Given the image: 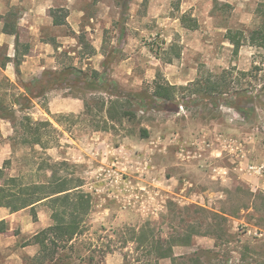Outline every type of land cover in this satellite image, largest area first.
Returning <instances> with one entry per match:
<instances>
[{
    "label": "rangeland",
    "instance_id": "rangeland-1",
    "mask_svg": "<svg viewBox=\"0 0 264 264\" xmlns=\"http://www.w3.org/2000/svg\"><path fill=\"white\" fill-rule=\"evenodd\" d=\"M103 2L109 8L112 0ZM167 3L171 10L160 15L179 20L182 15L175 9H179L180 0ZM198 3L200 6L184 13L196 22V30L183 29L179 21L168 22V27H157L153 21L135 24L138 31L130 30L139 37L125 47V53L116 40L120 28L114 21L115 10L104 7L101 11L112 24L103 30L100 55L108 54V67H117L116 79H104L108 93L122 98L119 105L127 114L122 121L117 106L112 110L115 121L106 122V109L98 105L100 98H108L102 95L106 88L97 85L102 93L90 95L93 87L88 81L84 86L81 77L69 78L29 103L21 99L23 93L0 79V112L15 113L16 117L11 137L0 139V145L9 146L10 153L5 175L44 182L57 171L80 180L81 190L91 199L85 231L59 252L64 258L59 264H81V256H93V264H149L152 257L147 256V248L137 249L131 241L132 231L137 233L144 226V234L155 240L198 234L188 247H176L173 253L177 257L197 253L199 264H264V174L257 176L248 170L262 167L264 171V112L250 105L237 111L230 99L247 82L257 86L253 93L260 95L264 50L241 40L243 45L235 53L225 39L227 30L240 32L246 39L254 31H264V0ZM119 5L123 14L120 21L126 20L128 0H121ZM145 6L146 2L142 3L136 15L142 14ZM87 12L92 16L94 9L90 7ZM84 32L78 51L74 50L71 57L60 55L59 63L63 69L87 65L84 73L90 75L93 66L89 65L97 66L102 59L88 63L95 53L90 49L93 41ZM172 46L175 49L170 51ZM125 56L134 58L127 67L131 75H120L124 71L118 66ZM169 59L172 62L167 64ZM253 66L260 68L253 78L239 75ZM226 71L230 95L215 96L207 102L191 95L195 89L191 83L198 77L212 75L222 82L220 77ZM156 79L176 87L173 102L150 103L135 98L149 96ZM74 83L86 94L65 87ZM40 91L41 87L34 86L29 98ZM71 96H82L90 113L85 114L83 101ZM19 106L28 109L19 112ZM24 116L32 122H49L56 130L48 150L21 143L20 120ZM59 117L62 120L57 125L55 119ZM60 163L64 166L50 168ZM38 166L44 170H37ZM253 182L259 189L251 188ZM26 213L32 220L30 212ZM49 214L44 206L36 208L37 221L32 222L37 223V233L47 220L51 224ZM18 230L14 234L18 235ZM26 239L22 237L17 247L23 249L32 240ZM108 247L112 253L101 256ZM203 251H209L208 255ZM21 256L25 264H41L37 259L28 260L24 252Z\"/></svg>",
    "mask_w": 264,
    "mask_h": 264
},
{
    "label": "trees",
    "instance_id": "trees-1",
    "mask_svg": "<svg viewBox=\"0 0 264 264\" xmlns=\"http://www.w3.org/2000/svg\"><path fill=\"white\" fill-rule=\"evenodd\" d=\"M179 1V0H177ZM178 12V7L175 9ZM54 19L55 25H63L65 14L57 15L51 13ZM179 22L185 30H196V22L188 18L183 14L179 18ZM192 23V24H191ZM225 39L234 48V52L240 49L243 45L241 40H247L248 43L260 50H264V31H254L246 39L240 32H232L227 30ZM81 43L84 40L81 38ZM92 49V48H90ZM170 51L175 48L172 46ZM93 51V49H92ZM179 58V55L176 56ZM171 59L167 64H170ZM260 71L258 66H253L249 72H240L239 75L243 78H253L254 72ZM229 71L223 72L222 82H218V77L212 75H206L205 77H198L194 83H191V87L195 88L191 95H197L199 100L210 101L215 96L230 95V83L227 80ZM83 78L82 84L86 85L88 81L89 87H93L89 90L90 95L101 94L102 92L97 90V85L104 86L106 91L102 95H107V100L100 98L99 107L101 110H105V120L107 123H113L115 118L112 116V110L119 106L120 115L119 121L127 115L123 110V105H119L122 98L116 95L108 93L109 88L106 86L105 77L95 71H91L90 75L85 74L80 70L73 68H64L60 72L51 73L46 72L39 80L31 82V86H24L23 95L21 99L25 103H29L30 99L41 98L44 93L50 92L57 86H61L68 82L69 78ZM226 77V79H225ZM78 83L72 85H65L70 91H77L81 95H85V89L76 86ZM41 87V91L38 96L29 98L28 94L34 90V86ZM252 84H246L245 88L235 91L230 97L231 105L235 107L237 111H241L240 106H255L259 110L264 112V85L260 87V95L254 94ZM181 90H187V88H180ZM175 86L169 84L160 83L158 79L153 82V89L151 94L135 96L141 102L148 100L150 103L157 102H173V94L176 91ZM75 99L83 101L85 114L90 113V107L86 103L85 99L77 96H71ZM235 103V104H233ZM239 103V104H238ZM15 105H17L15 103ZM0 106V110H1ZM28 108L19 106V112H24ZM0 117L6 119L14 129L16 126L15 113L2 114ZM62 117L55 119L57 125L61 124ZM21 131L23 132V138L21 143L31 148L38 147L41 151H46L49 148V143L52 141L51 134L56 133V130L49 122H32L28 116L21 118ZM106 123V124H107ZM101 131H105L99 129ZM145 133V132H144ZM144 138L146 134H144ZM7 163L0 168V208L6 209L10 214L20 212L22 210L29 209L30 216L33 222L37 221L36 208L44 206L49 211V219L51 225L42 231L38 232L31 240V244L36 245L39 248L38 256L35 258L39 260L41 264H59L63 263L64 259L59 257V252L67 248V246L75 241L78 237L82 236L85 231L84 220L88 217L91 211V199L81 190V181L72 180L66 175H61L57 171L51 172L50 176L46 178L44 182H27L28 179L24 177H10L5 175L7 170ZM64 166L63 163L53 164L50 168L56 169ZM46 167V166H45ZM49 167V166H48ZM37 170H44L42 166H38ZM144 226L139 232L132 231L131 241L137 245V249H146L147 256L152 257V261L149 264H158L160 260L168 259L171 264H195L198 263V254L193 253L188 256L175 257L173 255V249L176 247H188L191 239L198 236L196 233H188L185 236L170 237L166 240H155L153 236L149 237L144 234ZM6 227L4 223H0V233H5ZM28 245V244H26ZM71 247V246H70ZM72 250V248H70ZM112 250L108 247L105 252H101V256L104 254H111ZM209 251H203L204 255H208ZM70 260V259H69ZM94 257L88 256L84 258L81 256V264H93ZM199 264V263H198Z\"/></svg>",
    "mask_w": 264,
    "mask_h": 264
},
{
    "label": "crops",
    "instance_id": "crops-1",
    "mask_svg": "<svg viewBox=\"0 0 264 264\" xmlns=\"http://www.w3.org/2000/svg\"><path fill=\"white\" fill-rule=\"evenodd\" d=\"M167 1L169 0H128L127 14L124 16L126 20L120 21L123 16L122 8L119 9L121 0H112L111 3L109 2V8L105 7L103 0H0V79L11 84L15 91L25 93L24 86H31V82L39 80L44 73H57L63 69L59 63V56L74 55V50L79 49L83 31L88 33L93 41L91 47L95 53L91 59L88 58V63L93 59H97V62L98 59H102L97 66L94 63L89 65L93 66L91 70L106 78L116 79L117 76L114 73L117 69L116 64L108 67L106 63L108 54L104 57L100 55V49L104 45L103 30L108 29L112 24V20L104 17L106 13L101 11L104 7L107 10H115L117 19L114 21L120 28L116 40L122 52L125 53L127 51L125 47L136 43L139 37L136 32H131V30L138 31L135 29V24L153 21L157 27H168V22L179 21L160 15L161 11L171 10ZM198 1L205 0H180L179 14L183 15L196 5L200 6L201 3ZM209 1L213 5L214 0ZM145 2L143 13L136 15L141 4ZM90 7L94 9L92 16H89L87 12ZM51 13L56 16L65 14L63 25H55ZM155 14L157 16H154ZM194 15H192L193 18ZM133 59V56H125L121 60L118 67L124 72L120 75H131L132 70H128L127 67ZM84 67L78 69L73 64L65 68L85 72L88 66ZM12 131L11 124L0 117V139L2 141L8 139ZM9 155V146L5 143L0 145V168ZM253 183L251 188L259 189V185L256 182ZM26 211L29 209L10 214L6 209L0 208V223H4L6 227L5 233H0V264H25L21 256L23 252L28 256V260L38 256L39 248L30 242L23 249L17 247L22 237H27L26 241H29L37 234V223L32 222ZM50 225L47 220L40 229ZM16 229H19L18 235L14 234ZM173 255L177 257L176 254L173 253ZM159 262L171 264L168 259Z\"/></svg>",
    "mask_w": 264,
    "mask_h": 264
},
{
    "label": "built area",
    "instance_id": "built-area-1",
    "mask_svg": "<svg viewBox=\"0 0 264 264\" xmlns=\"http://www.w3.org/2000/svg\"><path fill=\"white\" fill-rule=\"evenodd\" d=\"M248 170L249 173H252L253 175L262 176L264 174L262 167H249Z\"/></svg>",
    "mask_w": 264,
    "mask_h": 264
}]
</instances>
